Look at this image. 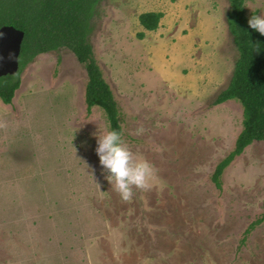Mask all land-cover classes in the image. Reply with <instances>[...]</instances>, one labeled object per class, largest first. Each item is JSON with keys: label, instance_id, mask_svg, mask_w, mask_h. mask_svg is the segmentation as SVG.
Returning <instances> with one entry per match:
<instances>
[{"label": "rangeland", "instance_id": "rangeland-1", "mask_svg": "<svg viewBox=\"0 0 264 264\" xmlns=\"http://www.w3.org/2000/svg\"><path fill=\"white\" fill-rule=\"evenodd\" d=\"M224 3L228 7L224 8ZM229 0H101L89 42L120 111L131 151L156 178L123 201L102 174L96 138L109 124L87 112L83 65L67 49L22 72L0 100V264H264V142L222 175L243 110L214 105L238 52ZM264 13V0L245 4ZM162 13L156 31L139 23ZM143 33L139 39L138 34Z\"/></svg>", "mask_w": 264, "mask_h": 264}, {"label": "trees", "instance_id": "trees-1", "mask_svg": "<svg viewBox=\"0 0 264 264\" xmlns=\"http://www.w3.org/2000/svg\"><path fill=\"white\" fill-rule=\"evenodd\" d=\"M101 0H0V28L12 26L24 33L15 75L0 77V100L11 105L21 84V74L41 54L67 49L87 73L85 104L90 113L95 107L105 113L109 129L122 133L120 111L113 92L104 80L94 57L89 37L91 22ZM250 0H229L226 22L238 52L228 87L214 105L238 102L243 110L242 130L234 149L217 165L212 175L216 189H222L226 168L255 142H264V36L252 30L245 4ZM162 13H144L139 23L145 31L159 27ZM143 38V33L138 34ZM264 209V205H263ZM264 222V212L245 231L242 243Z\"/></svg>", "mask_w": 264, "mask_h": 264}, {"label": "clouds", "instance_id": "clouds-1", "mask_svg": "<svg viewBox=\"0 0 264 264\" xmlns=\"http://www.w3.org/2000/svg\"><path fill=\"white\" fill-rule=\"evenodd\" d=\"M224 8L228 4L224 3ZM249 27L264 36V13L252 15L248 20ZM4 33L0 32V39ZM11 54L9 59H11ZM4 57L0 56V61ZM95 153L99 158L102 174L111 188L123 201H129L135 190H148L156 178L155 167L142 156L133 153L120 131L115 129L99 133L96 138Z\"/></svg>", "mask_w": 264, "mask_h": 264}, {"label": "water", "instance_id": "water-1", "mask_svg": "<svg viewBox=\"0 0 264 264\" xmlns=\"http://www.w3.org/2000/svg\"><path fill=\"white\" fill-rule=\"evenodd\" d=\"M0 32L4 33V38L0 39V56L4 57L0 61V77L15 75L18 71V58L24 33L12 26L1 27Z\"/></svg>", "mask_w": 264, "mask_h": 264}]
</instances>
